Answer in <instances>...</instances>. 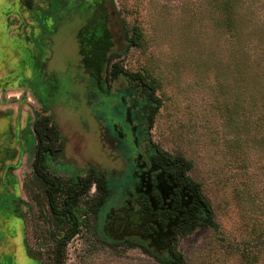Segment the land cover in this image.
Segmentation results:
<instances>
[{"label":"rangeland","instance_id":"obj_1","mask_svg":"<svg viewBox=\"0 0 264 264\" xmlns=\"http://www.w3.org/2000/svg\"><path fill=\"white\" fill-rule=\"evenodd\" d=\"M57 1L0 0V19L6 21L8 15L23 10V21H27L24 31L28 34L25 29L30 28V36L41 40L43 34H38L33 14L43 18L42 7ZM108 5L113 12L111 26L117 38L119 64L130 73L150 71L160 82L155 93L160 105L151 138L171 156L182 155L191 162L188 177L199 185L213 209L214 223L202 222L177 234L175 253L183 256V264H240L244 240L256 238L264 224V129L257 130L256 136H239L240 144L235 143L232 140L238 136H234L233 126L218 108L222 88L232 94L243 90V104L252 113L264 115V104L251 102L248 83L235 86L232 63L240 42L228 32L220 33L214 24L217 9L206 0H109ZM239 8L247 14L241 43L245 46L243 52L254 62L245 71L248 82H252L254 75L264 73V0H240ZM77 23L72 18V24L65 21L58 25L52 34V56L46 61L48 71L69 70L72 64V92L68 78L58 74L60 88L47 101L53 107L63 140L61 151L46 158L45 165L60 180L59 202L67 188L85 174L87 166L96 165L112 173L113 178L119 169L115 155L112 157L114 151L107 141L103 143L100 125L90 110L95 89H81L78 83ZM136 30L142 31L143 39L141 45L132 46L129 40ZM5 34L0 37V47L8 42ZM13 41L8 42L9 47L15 44ZM33 41L23 43L37 52ZM13 53L8 61L0 59V229L9 218L13 221L24 216V227L21 220L15 223L19 232L16 238L23 237L24 229L31 246L41 249L49 243L51 250L58 240L62 245L61 237L69 223L50 215L47 184L33 167L36 136L32 125L35 117L47 109H42L34 96L37 93L32 83L37 88L38 81L31 82L17 71L13 65L17 56ZM53 80L46 73L39 83L48 87ZM239 189L245 191L241 196ZM96 194L92 186L74 202L81 227L65 243L66 264H166L139 249L98 243L93 232L95 214L88 213L95 209ZM260 239L255 244L261 245L262 253L254 264H264V242Z\"/></svg>","mask_w":264,"mask_h":264},{"label":"flooded vegetation","instance_id":"obj_2","mask_svg":"<svg viewBox=\"0 0 264 264\" xmlns=\"http://www.w3.org/2000/svg\"><path fill=\"white\" fill-rule=\"evenodd\" d=\"M58 1L54 5L42 7L45 10L43 18L33 14L35 24H38V34H43L41 40L30 36V28L25 29L29 30L28 34L24 31L27 21H23V10L18 13L15 11L16 15H8L6 21L5 18L0 19V29L3 31H0V37L6 31V40L10 43L15 40L13 43L16 44L8 47L7 42L5 47L1 46L0 56H4L0 59L8 61L10 53L17 51L18 56L13 65L31 82L38 81L37 88L33 83L32 86L37 93V96L34 95L37 102L42 109H47L42 115H51L55 120L53 107L47 101L60 88V80L56 79L58 74L63 73L62 76L68 78L72 92V64L69 70H47L46 61L52 56L51 45L54 42L52 34L60 23L66 21L72 24V18L78 22L74 34L79 56L77 68L81 72L78 83L81 89H95L89 102L90 110L100 125L99 133L103 143L111 145L109 147L114 151L112 157L115 155L119 164L115 178L109 171L104 172L97 167L103 172L106 186L102 190L95 182L85 192L95 186L98 193L95 209L88 211L89 214H95V238L106 247L139 249L156 258L172 259L177 234L208 214L209 208L201 188L188 177V171H184L179 160L160 148L151 138L150 131L154 122L149 91L145 85L138 84L134 77L127 74L118 62L119 51L115 49L117 38L111 26L113 12L108 5L109 0H68V4H58ZM15 17L21 20H15L13 24L10 20ZM31 28L34 31L35 27ZM26 38L35 40L33 44H36L37 52L28 49L27 44L23 43L27 41ZM46 73L54 77L48 87L39 83ZM32 130L36 136L35 157L45 154L48 158L61 151V146L38 149L40 139L33 125ZM94 166H87L84 175ZM37 169V175L47 184V188L56 184L51 179L57 177L52 176L46 167L38 165ZM48 201L51 216L64 218L69 225L76 216L79 231L81 220L75 210V203L72 204L73 216L60 212L62 202L58 201V197L56 207L51 205L49 198ZM24 218H14L13 221L9 218L3 222L0 229V264H66L65 245H61L59 240L51 250L49 243L43 244L48 248L46 251V247L36 249L31 246L24 229L23 237L16 238L19 232L15 223L21 220L24 227Z\"/></svg>","mask_w":264,"mask_h":264},{"label":"trees","instance_id":"obj_3","mask_svg":"<svg viewBox=\"0 0 264 264\" xmlns=\"http://www.w3.org/2000/svg\"><path fill=\"white\" fill-rule=\"evenodd\" d=\"M207 4L211 8H216L218 12V17L214 18V24L216 28L220 31V33H229L235 38L238 43L234 52L237 55L232 63V69L234 70V74L236 75V83L235 86L243 87V83H248L250 87V100L253 104L257 103L258 100L261 101V106L264 104V73L257 74L253 76V81L248 82L245 71H247L250 63L253 60L250 56H247L243 51H245V46L241 43V39H243L242 35L246 31V21H247V14L243 12L239 8L240 0H206ZM143 39L142 31L136 30L131 39L129 40L130 45L132 46H139L141 45V40ZM125 70V69H124ZM125 72L130 74L131 77H134L138 81V84L145 85L147 90L149 91V96L151 100V108H152V120L154 122L156 111L159 109L160 99L155 95L156 91L160 87V82L156 76L153 75L152 72L148 71L147 73H130L127 70ZM255 74V73H254ZM255 79V80H254ZM245 80V81H244ZM247 80V82H246ZM229 93L225 88H222V99L219 100L218 108L222 111L224 118L230 122V125L233 126L234 129V136H238L237 138L233 139L232 141L235 143L240 144L241 138L239 136H256V132L259 129H264V115L254 114L255 111L252 113L251 108L243 104L244 102V91L243 90H236L235 94ZM235 95V96H234ZM229 124V123H228ZM34 131L38 139H40V144H38V149H48L52 146H63L62 135L59 130V127L55 120L52 119L51 115H39L33 122ZM250 133V134H249ZM264 136V135H263ZM42 139V141H41ZM176 159L179 160L181 165L184 168V171L188 170L190 165V161L186 160L182 155L174 156ZM46 165V155L42 154L36 155L34 168L37 172V166ZM48 180V178H44ZM52 181L56 182L55 185L49 186L47 188V196L51 202L52 206H58L57 204V196L58 193L61 191L62 186L60 180L58 178L51 179ZM78 181L72 184V187L67 188V193L63 197V201L60 204V212L72 214V204L76 201V199L84 194L89 187L93 183H97L98 187L103 190L106 186L105 179L103 172L100 171L97 167H90L87 171L86 175H82L77 178ZM199 186V185H198ZM238 195L241 196L245 191L243 189H239ZM243 197V196H242ZM206 200V205L209 208L208 214L192 224H189L184 230H187L188 227L194 226L200 223H207L212 224L213 222V209L210 202ZM78 218L73 217L72 222L70 220V225L64 235L61 237L62 245L64 246L66 241L72 238L75 233L78 231ZM264 227V224L262 225ZM260 227V232L256 238L245 239L244 240V247L241 248V260L240 264H254L257 262L259 255H261V245L255 244L261 241L264 242V230ZM256 239V241H254ZM259 247V249H256ZM162 262L166 264H183L184 259L180 253H175L172 259H164L158 257Z\"/></svg>","mask_w":264,"mask_h":264},{"label":"bare ground","instance_id":"obj_4","mask_svg":"<svg viewBox=\"0 0 264 264\" xmlns=\"http://www.w3.org/2000/svg\"><path fill=\"white\" fill-rule=\"evenodd\" d=\"M8 45H9V44H8ZM14 45H15V44H14ZM8 47H9V46H8ZM13 47H14V46H13ZM10 50H12V49H10ZM13 52H14V53H13ZM13 52H12L13 54H15L16 56H18L17 51L14 50ZM13 60H14V59H13ZM13 60H12V61H13Z\"/></svg>","mask_w":264,"mask_h":264}]
</instances>
